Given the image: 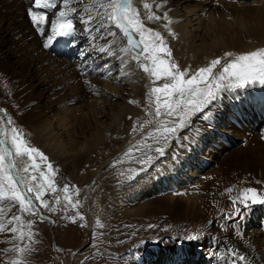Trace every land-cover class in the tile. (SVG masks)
Wrapping results in <instances>:
<instances>
[{"label":"rangeland","instance_id":"obj_1","mask_svg":"<svg viewBox=\"0 0 264 264\" xmlns=\"http://www.w3.org/2000/svg\"><path fill=\"white\" fill-rule=\"evenodd\" d=\"M59 1L60 0H58V2ZM104 1L105 3L110 2V0ZM175 1V3L180 1L179 3L182 4V7L185 6L186 9L190 10L192 8L194 9L196 4L204 3V0H189L188 2H186V0ZM234 2L235 0L231 3ZM249 2L253 3L250 0ZM213 7L225 10L218 0H213ZM33 10L44 11V9L35 8H33ZM45 11L49 14V17L56 16V13L53 10L51 11V9H45ZM182 13H184L183 10ZM27 14L26 11L27 17H24L22 15L21 7L14 5L11 2L6 3L0 0V109L5 110L0 112V117H3L4 121L3 123H0V134L3 140L11 141V128L16 127L21 131L20 133L23 134V139L27 142L28 147L36 148L39 150V153H43L48 160H54L48 162L51 163L54 171L49 170L47 168L48 163H46L43 172L46 176L53 179L55 190H50L51 188L47 187V183L37 174L36 168L32 167L33 164L31 163L30 156L25 155L17 158L18 168L23 169L24 167H28L29 169L28 173L21 172V174L28 176L36 175L38 181L35 183H45L46 186L43 189L44 195L42 199L49 203V208L45 209L41 205L39 211L50 219H41L38 212L37 214H31L32 217L22 214L19 215L21 221L16 226L20 231L25 233V237L23 240H20L18 238L19 231L9 236H7L9 234L8 232L5 234L4 232H0V250L5 248L10 249V251L6 253L0 251V259H6L8 257L12 260L20 259L21 264H118L119 257L103 253H109L110 251L122 257L125 256L126 251L130 248V250L139 251V247L137 246L142 244L144 247L140 250L143 254L141 259L143 261L147 259L146 264H164L165 261L162 262L161 259L163 254L162 252H159V250L164 251L166 244L172 243L175 247V254H180L177 253V250L183 246L198 247L199 257L201 254L204 260L207 251L205 252L201 248L200 240H203L206 237L207 231L201 228H196L197 224L193 222V220H190L192 217L190 216V213H187L186 208H180L179 213L176 211L174 212L173 209V204L178 201H182L188 205L187 201L182 198L183 192H180L181 188H179L180 190L178 189L179 191L177 193L157 196V194H161L163 190H166L167 186L175 183V179L168 180L169 175H173V171L169 172L168 175L164 174L167 181H165V185L161 187V190L149 193L150 195L148 194L144 197L141 194L143 186L154 180L152 175H160L162 173H159L160 168L156 170L159 166H162L159 159H169L167 156L169 155L168 151H171L172 153L174 152L172 149V144L175 142H173L174 139L177 140L175 145L177 144L181 149V152L184 151L192 155L188 160L189 162L192 160L194 165H197L201 171L205 168L201 180V171H199V168H194V171L187 170L189 176L192 175V177H194V179L190 180V183L194 184V187L190 189H195L196 187L195 177L202 181L204 177H207L210 173L223 169L222 164L225 158L232 155L235 156V158H240L241 154L251 151L255 147V144L252 143L253 137H260L263 135L264 131H258L253 134L251 132L252 129H250L249 126V119H260L264 108H262L261 111L259 110L264 106V103H262V101H253V108L250 110L248 109L251 108L252 103L250 97L248 102L243 103L240 100V97H236V92L232 91L231 93L233 94L230 97H226L225 90L219 91L217 93L218 99L213 105H209L204 113L197 112L191 115L187 120V126L183 129H177V132H175L178 136L186 137V141L182 143L184 147L180 145L181 143L178 141V136L176 134L173 135L172 140L168 139L165 142L164 140H161V142H164L162 145L151 146L152 153L148 156H151L153 160L151 166H149V164H142L136 159L143 156V159L147 160L148 156H145L144 153L147 148L135 152L128 148V141L130 138L134 141L138 139V134L146 130H151L156 135H160L165 126L161 123L160 132L156 131L157 122L154 116L151 115L156 108L155 94L151 93V90H148L150 92L147 94V107L144 106L141 109L144 113V118H139L136 114H134V118L129 117L131 118V122L128 118L126 123L122 126L124 127L123 131L115 128L113 124L111 128L112 132L111 130L108 132L111 143V145H109L110 148L103 149V147H101L98 151V153H101V155L99 154V157L96 153L92 155L88 152L86 158L83 159L84 162L80 161L77 167V161L74 158L76 155L74 152L76 148L71 147V145L68 144L69 138L68 135L65 134L66 130L63 126L59 125L58 121H60V119L57 117L65 113L64 108L67 105L68 98L74 97L72 100L76 101L71 106L73 108L75 107V110H77L74 118H80L82 115L87 119L94 118V116H91L92 113L88 112V107L86 106L91 105V102L95 103V100L101 101L100 104L107 108V110L105 113L103 112L99 114L96 120H98L100 125L103 124L106 126L110 123V117L112 115L111 106L113 110H118L117 107L124 104L131 89L128 88L127 84L124 85L123 81H121L120 86L119 79H115L118 77V74L115 77L112 70L110 73L111 78L108 72L95 71V69L105 65L107 61H110L111 57L113 58L112 55L110 57L107 54H100L97 51L100 47L99 45L105 44L103 40L98 39L96 44L99 45L94 48H89L91 44L87 41L86 36L88 33L82 32L80 30L81 26H78L75 38H69L72 42H67L68 44L62 51L57 50L51 52L50 48H44L42 46L45 40L38 35ZM227 19L228 22L233 23L232 16H228ZM162 20L163 18L161 17V19L156 20V22L162 26ZM45 33H48V27H45ZM36 36H38L39 39L35 42ZM121 41L122 44H125L130 49L124 40ZM163 41L167 48L171 50L172 55L173 40L169 41L164 39ZM155 43L157 42L155 41ZM248 46L249 47L246 48L243 44L237 43L236 46L232 48L231 55L224 57L221 60V65H218L213 70V75H217L226 62L236 60L240 55L252 52V46H250V44H248ZM60 52L61 54H59ZM132 52L136 55V52ZM81 53H88V56L84 57ZM144 53L145 52L140 56V62L144 61L142 63L151 67L152 63L149 59H145L146 55L142 57ZM45 54H47L48 57H46ZM158 55L161 59L168 60L169 64L173 63L172 57L169 59L162 56H168L165 51L159 52ZM192 57L195 58V56ZM81 59L83 61H81ZM176 64L179 66L180 70H188V76H186L185 79L190 78L195 73V70L191 65L184 66V64ZM138 72L139 74H145L146 78L152 82V79H149L146 73ZM123 75L124 73L119 75V78L122 79ZM167 79V77L159 80L156 79L152 82L151 89L156 86L162 87ZM105 82H112L114 87H116L115 89L119 88L118 90L121 93H116L117 91L115 92L113 89L112 92H106V90L109 89H106L104 85ZM209 82H211V77L209 78ZM228 82V80H224L220 83L227 84ZM248 85L251 87L246 88V85L244 89L242 88L240 90H246L248 92V90L251 91L254 86H262L258 81ZM204 86L205 85L203 84L200 85V87ZM104 90L105 93H110L109 96H105L106 100L101 95L96 97L91 96L93 94L96 95L99 92L104 93ZM81 91L84 94H82ZM96 91L97 93H94ZM163 95L164 94L162 93V100ZM29 97H32L31 101L28 99ZM173 99H175V97H173ZM130 101L131 100H127L128 103H130ZM234 101H237L238 109L236 108ZM94 111L98 112L96 109H94ZM161 111H163V109H161ZM28 114L35 115L36 118L40 119L41 121L37 120L39 123L52 126L55 133L64 138L62 139V142L64 141L67 146L64 150L62 149L64 151L63 155L59 153L58 149H55L52 153L50 150L52 149L51 146L48 147V149L42 146L43 142L40 140V136L37 132V125L34 122L27 121V123H24L23 121V118L28 116ZM205 114L209 116V119L205 120L202 118ZM9 117L14 121L13 124L6 123ZM172 119H176L177 123L179 122L178 117L161 116L159 118L161 122L166 120L171 121ZM246 120L248 121V126L246 125ZM134 125L137 129L135 132L132 131ZM73 127L69 129V132L72 133V139L77 140L76 133L74 132L76 130L75 124ZM227 128L232 129L233 133L224 132ZM147 134L148 133L145 132L141 134L140 137L146 139ZM221 137L223 138L221 139ZM79 138L80 137H78V140L82 141L81 138ZM120 139L127 140V144L124 145L123 148L120 147L122 143L116 144ZM151 139H153L152 136ZM263 142L264 138L257 141L259 144H262ZM10 146L12 148L11 144ZM52 147L54 148V146ZM157 147L164 148L163 156H160V154L155 151ZM190 147L196 149L194 150V153L191 151ZM120 148L122 149L120 150ZM258 149L262 152L260 148ZM172 153L170 156H174ZM82 154L85 155V152ZM32 156L35 160L39 159L38 153L33 154ZM133 156H135V158L131 159ZM180 157H182V155ZM169 160H172V158ZM189 162L184 164L188 165ZM168 164H170V162ZM182 165L179 166L181 170L183 169ZM136 168H138L139 171L134 172L133 170ZM141 168H145V171L141 172ZM184 168L190 169L189 167ZM235 169L238 170L237 173L244 174L245 181H242L244 183H246V181L250 182V180L253 181L257 179L252 176L253 170L248 168L244 163H238L235 166ZM76 172L81 176H86V180L89 179V181L86 182V184L89 183L87 186L86 184H78L74 177ZM93 172L94 175H92L93 177L91 178L90 176ZM175 172L174 175L177 174V171ZM183 173L186 174V171H183ZM178 177L180 178V175ZM65 178H68L69 181ZM142 183H144L143 186L141 185ZM239 183L241 184L240 181ZM262 184L261 181H258L255 186L260 187ZM65 186L68 187L67 192L64 191ZM137 186L138 190L133 194L130 193L132 187ZM100 190L106 195L104 192L105 190L108 193V196H113L115 194V200L118 201V204L115 202L117 205L114 206L116 207L111 206L112 209L106 210V212L110 214H107L106 217L102 216L101 204H99L100 200H103L106 197L102 195ZM186 190H188V188ZM259 190L256 189V193L258 196L262 197ZM230 194L232 193H227V196ZM248 195L251 196L252 194L248 193ZM129 196L131 197L129 198ZM132 198H135V200H131ZM159 198L160 200H158ZM57 199L60 201L59 204L56 203ZM127 199L129 202H127ZM232 200L233 198H231L228 203L233 205V212L235 213L234 210L236 208H240L242 211L243 208L236 205L238 201L233 204ZM36 203L39 205L40 202L36 201ZM247 204L253 205L250 199L247 200ZM73 205L75 206L73 207ZM257 205L263 206L261 204ZM7 207L9 209H17L11 206ZM121 207L126 209L124 211L128 213L123 211V213H121L122 215H120L118 212ZM52 208H55L56 210L51 211L50 209ZM149 210L156 211L157 213L153 214V212H150ZM133 213L135 215H153H148L147 218H144L146 221L141 224H134L137 227H132V224L129 223V216L131 217ZM13 214L14 213L3 212L6 220H9ZM228 215V212L225 213L223 218L226 220V216ZM81 217H83V219H81ZM225 220H223L222 224L226 223ZM29 222H31V224H29ZM194 223L196 225H194ZM263 223L264 218L262 223H258L260 228L263 227ZM4 225L5 228L10 227L7 222H5ZM148 225H154L155 227L149 228ZM255 225L256 227L259 226L257 225V220ZM29 232L31 233V236L28 235ZM182 233H185L186 236L181 237ZM192 235L197 236V239H187V237ZM147 236L152 238L149 239ZM17 244L20 247L27 246L30 251L25 254L11 251L13 246ZM168 250H170V253L172 252L171 249ZM126 256H128V254ZM126 256L125 258H127ZM89 257L91 260H89L88 263L85 262ZM151 261L153 262L151 263Z\"/></svg>","mask_w":264,"mask_h":264},{"label":"bare ground","instance_id":"obj_2","mask_svg":"<svg viewBox=\"0 0 264 264\" xmlns=\"http://www.w3.org/2000/svg\"><path fill=\"white\" fill-rule=\"evenodd\" d=\"M2 1L6 3L11 2L12 4L21 7L22 15L24 17H27L26 16L27 9L33 5V0H2ZM188 1L189 0H186V2ZM218 1L220 2V5L224 7L225 10L221 8L213 7V0H204L203 4H196L194 9L192 8L193 10L186 9L185 6L182 7L181 6L182 4L179 3L180 1L175 3L176 2L175 0H132L131 6L135 8L139 13V18L144 23V27L146 29H151L153 32H159L163 40L164 39L169 41L173 40L174 43L172 46L173 54L171 55L172 62L178 63L179 65L184 64V66L191 65L193 69L196 71L201 67L208 66L210 62L214 59L219 58L222 60L224 57H226L225 55L226 53H232L231 50L233 47L236 46L237 43L243 44L246 48H248L249 47L248 44H250V46H252L251 48H253V51L264 49V0H250L253 3H250L249 0H235L234 3H231L230 0H218ZM85 2L88 3L89 6H91L90 0H85ZM103 2L105 3L104 0ZM57 4H58V8H49L47 10L51 9V11L53 10L55 13H57L58 11H66L70 13L71 8L82 7V5L79 3V0H74L73 4L67 6L63 5L62 0H60L59 2L57 0ZM144 4L151 5V8L144 9L143 7ZM182 10L184 11V13H182ZM101 11L103 10L101 9ZM151 13H155L157 16L163 18L164 21L162 20V26L158 24L156 20L150 21L147 19V16ZM81 14L86 15L84 13ZM165 14H166V18H165ZM228 16L229 17L232 16L233 23L227 21ZM49 19L50 21L52 20L54 21L55 19H56L55 21H57L59 18L56 15V16H50ZM45 27L47 28L48 26L46 25ZM108 28L109 30L116 33L115 36L108 37V39L115 41L118 47H125L128 49L127 52L120 53V56L123 57V62L122 63L118 62L117 65L121 70L124 69L126 71L133 72V76H129L127 79L128 82L125 83L128 85V88L131 89V92L127 97L126 101L124 102V104L122 106L117 107L118 110H113L111 106L112 115L110 117L109 125L106 126H104L103 124L100 125L98 120H96L99 114L103 112L105 113V111L107 110V108L103 107L102 104H100L101 101L95 100V103L91 102L90 103L91 105L86 106L88 107V112L92 113L91 116H94V118L87 119L83 117V115L80 118L78 117L74 118L75 112L77 110H75V107L73 108L71 106L76 101L72 100L74 97L68 98L66 103L67 105L64 108L65 113L63 112L64 113L63 115L61 114L57 117L58 119H60V121H58L59 125L63 126V128H65L66 130L65 134H67L69 138V140L67 139L68 144H70L71 147L76 148L74 151L76 154L74 158L77 161V167L79 162L83 161V159L86 158L88 152H90V154L92 155L96 153L97 156L99 157L101 153H98V151L101 147H103V149L110 148L109 145H111V143H110V138L108 136V132L111 130L113 124L115 128H118V130L121 129V131H123L124 127L122 126L126 123L129 117L134 118V114H136L137 117L144 118L143 116L144 113L141 109L144 106L147 107L148 104L147 94L150 92L148 90H151L152 82L156 80V78H154L151 80L152 82H150L146 78L145 74H141V73L139 74L138 71L140 72L143 71L136 66V61H132V63L130 61V57L135 55L133 54L132 51L129 50V48L125 44H122L121 40L125 41L123 33L120 32V30L116 29L114 25H109ZM133 31L140 40L141 37L139 35V32L135 29H133ZM38 39L39 37L36 36L35 42ZM144 39L151 43H155V40L151 33L145 32ZM94 42L95 40L91 39V43ZM66 45L67 42L66 40H64V43L62 44L61 48L57 50L62 51ZM157 46L159 47L160 45L157 44ZM108 47H111V45H108ZM49 48L51 49V52L57 51L53 49V46ZM59 54H61V52ZM145 55L148 56V59L151 61V58L147 52H145L142 57H144ZM45 56L48 57L47 54H45ZM162 56L164 58L171 59L169 56L166 55H162ZM192 56H195V58H193ZM111 61H112V66L115 65L114 59H111ZM111 69L114 70L113 74H115L116 73L115 70L117 69V66L116 67L113 66ZM120 69L117 70V72L122 73ZM118 77H116L115 79L118 80L117 79ZM104 85L106 89L107 88L109 89L106 90V92L107 91L112 92L113 89L115 90V92L117 91L116 93L118 92L121 93L118 90L119 88L115 89L116 87H114L112 82H108V83L105 82ZM250 87H251L250 85H247L246 88H250ZM231 92L232 91L225 90L226 93L225 96L230 97L233 94ZM233 92H236V97L237 98L240 97V100L243 103L248 102L250 97L252 101L251 108H248L250 110L253 108L252 106L254 103L253 101L256 102L262 101V103H264V85L254 86L253 89L251 91L248 90V92L246 90L242 91L240 89H236ZM81 93L84 94L82 91ZM94 93H97V91ZM104 93L99 92L96 95L93 94L91 96L96 97L101 95L106 100V97L109 96L110 93H105V94ZM102 97H98V98H102ZM28 99L31 101L32 97H29ZM127 100H131L133 101V103H128ZM234 102L237 108L238 103L237 101ZM262 108H264V106L261 107L259 111H261ZM94 109H96L98 112L94 111ZM263 118H264V110L262 112V115L260 116V119L258 118L249 119V126L250 129H252L251 132L253 134L257 133L258 129L261 126H263V120H264ZM23 119H24L23 120L24 123H27V121H29V122H34L37 125L38 128L37 132L40 136V140L43 142L42 146H44L47 149L48 147L51 146L52 149L50 150L52 153L55 149H58L59 153L63 155L64 153L63 150L67 146V144L65 145L64 141L62 142V139L64 138L60 134H59L60 136H58L55 133V130L52 128V126L49 125L47 126V125H43L42 123H39V121L41 120L36 118L35 115L32 114H28V116H25ZM247 120L245 122L246 125L248 126ZM74 124L76 126V130L74 132L76 133L77 140L76 139L73 140L72 133L69 132V129H71L74 126ZM232 131H233L232 129L227 128V130L224 132L231 133ZM78 137H80L82 141L78 140ZM263 138H264V133L260 137L259 136L253 137L252 143L255 144V147L251 151H248L245 154H241L240 158L239 157L235 158V156L233 155L228 158H225L222 164L223 169L212 172L207 177H204L202 181H200L198 184L195 185L196 186L195 189L188 188L190 190H188L186 193L185 188L187 187L181 188V191L183 192L182 198L187 201L188 205L186 203H183L182 201H178L175 204H173L174 212L176 211L177 213H179L180 208H186L187 213H190V216L192 217L190 220H193V222L197 224L196 228H201L207 231L206 237L203 240H200L201 248L203 249V251L205 252L207 251L206 252L207 260L206 258H204L203 260L201 254L199 257L198 247L183 246L181 248H178L177 250V253L180 254H175L174 253L175 247L173 246V244L167 243L164 251L159 250V252H163V256L161 259L162 262L165 261L164 264H233L234 257L233 255L229 254V250H235L245 255L249 264H264V225L262 228H260V225L257 227L255 225L256 219L259 215H262L264 218V205L258 206L257 204H253V205L250 204L248 209L245 211L243 205L239 202V200H237L238 203L236 205L243 208L242 209L243 216L236 217V214L233 212L234 209L233 205H230L228 203V201H230L231 198L234 199L236 197H239L241 193H243V191L247 188H256L258 190L260 189L259 192L261 196L264 198V144H263L264 142L262 144L257 143L259 139L261 140ZM118 143H122L120 147L123 148L124 145L127 144V140L120 139L119 141L116 142V144ZM52 146H54V148ZM122 148H120V150ZM258 148H260L262 152H260ZM172 149L181 151V149L177 146V144L175 145V142L172 144ZM190 149L193 153L194 150H196L194 149V147H190ZM83 152H85V155L82 154ZM144 153H146L145 156H148L150 153H152V151L146 149ZM181 155L182 157H179V162L178 163L175 162L173 164L174 167L159 166L156 170L163 167L159 172L162 173L160 175H152L154 178L152 182L145 185L144 183L141 184L142 186L144 185L143 191L141 192V194L144 197H146L149 193H154V191L161 190V187H163L165 185V181H167V178L165 177L164 174L168 175L169 172L173 171L172 172L173 175H169L168 180H174L176 176H178V174L181 173V169L179 168V166L184 163H188L189 162L188 160L192 157L191 154H188L187 152L184 151L181 152ZM133 158H135V156H133L131 159ZM238 163L239 164L244 163L248 166V168H251L253 170L252 176L257 179L253 181L250 180V182L246 181V183L242 182L245 181L244 174L237 173L238 170L235 169V166ZM204 170L205 168H203V170L201 171L200 174L201 176L202 174H204ZM175 171H177L176 175H174L176 173ZM79 175L80 174H77V172L74 174L75 180L78 182L79 185L80 184L84 185L86 184L87 181H89V179L86 180L87 178L86 176L84 177ZM92 175H94V172L91 174L90 176L91 178L93 177ZM239 181L241 182V184L239 183ZM258 181H261L263 183L262 185H260V187L255 186L256 182ZM138 186L132 187L130 193L133 194L136 190H138ZM228 189H231V191H228ZM100 191L102 195L106 197L105 199L102 198L103 200H100L99 202V204H101L102 216L106 217L107 214L110 215L108 212H106V210L112 209L111 206L116 207L114 205H117L118 201L115 200L116 199L115 194L113 196H108V193L105 190L104 192L106 193V195L103 194L102 190ZM227 193H232V194L227 196ZM130 197L131 196H129V198ZM131 200H135V198H132ZM158 200H160V198ZM127 202H129L128 199ZM124 210L126 209L121 207L118 213L122 215L121 213H123ZM149 211L153 212V214L157 213L156 211L153 210H149ZM227 212L228 214L234 217V223H231L229 220L227 219L225 220L223 218V215ZM153 214L135 215L133 213L131 217L129 216L130 219L129 223L132 224L131 225L132 227H137L134 224L143 223L144 221H146L144 220V218H147L148 215L152 216ZM223 220H225L226 222L225 224H222ZM195 223L194 225H196ZM137 247H139V251L130 250L131 248L126 251L125 256L128 254L127 263H123V261L119 258L118 264H144V263L146 264V260L143 261L141 259L143 254L140 251L143 249L144 246L140 244ZM168 249H171L172 252L170 253V250ZM213 253H218L219 255L214 256ZM1 259L3 260L4 263H11L12 261V259H10L9 257L6 259L5 258H1ZM152 262L153 261H151V263ZM236 264H243V262L236 261Z\"/></svg>","mask_w":264,"mask_h":264},{"label":"snow or ice","instance_id":"obj_3","mask_svg":"<svg viewBox=\"0 0 264 264\" xmlns=\"http://www.w3.org/2000/svg\"><path fill=\"white\" fill-rule=\"evenodd\" d=\"M63 5H71L74 0H62ZM82 5L80 8L73 7L70 9V13L66 11H58L56 15L58 16L57 21H50L49 14L46 11H34L35 9H49L58 8L57 0H33V5L27 9L28 16L33 27L36 29L38 35L44 38L43 43L44 48H49L54 46L55 43H59L60 39H65L66 42H72L69 38H75L78 26L80 30L84 33H97V36L92 37L93 40H103L105 45L100 46L97 51L100 54L111 53L113 57H116L119 62H123V57L120 53L127 52L128 49L125 47H118L115 41L107 39V37L115 36L116 33L109 30V25H114L116 29H119L125 37H127V44L133 47L139 48L143 45L142 52H147L151 58L152 65L149 67L147 64L140 62V56L142 52H137L135 56L130 57V61H136V66L142 69L143 73L150 74V76L155 77L157 80L167 77V81L162 87H154L151 92L155 94V104L156 108L154 116L157 122V132H160V124L163 123V131L157 136L155 133H150L152 138L159 143L161 139H167L168 134L177 132V129H183L187 126V120L189 117L197 112L204 113L205 109L209 105H213L218 99L217 93L221 90L234 91L236 89H242L246 85L254 82H259L264 85V49H259L256 51L249 52L247 54L240 55L236 60L226 62L222 70L217 74L213 75V70L221 65V59H214L210 62L209 66L201 67L195 71V73L188 79V70H180L176 63L169 64L168 60L161 59L158 55L159 52L165 51L169 57H171V50L167 48L164 44L163 38L159 32H153L151 29H146L144 23L139 18V13L135 8H133L132 0H110L108 3H104L103 0H90V5L85 2V0H79ZM144 9H150L151 5L144 4ZM101 9L103 11H101ZM111 10V11H109ZM84 13L86 15H82ZM166 18V14H165ZM148 20H160L161 17L157 16L155 13H151L147 16ZM45 25L48 26V33H45ZM135 29L140 34L139 43L132 38V30ZM145 32L151 33L154 40L157 43H151L144 39ZM157 44L160 46L158 47ZM106 45H111V47H106ZM94 46V45H93ZM82 56L87 57L88 53H81ZM226 56H230L231 53H226ZM148 59V56H145ZM112 65L106 63L95 69L97 72H108L109 76L111 73ZM211 77V82L209 78ZM111 78V76H110ZM228 80L227 84H221V81ZM170 81V82H169ZM205 85L200 87V85ZM161 93L164 94L162 100ZM175 97V99H173ZM133 101H130L132 103ZM163 109V111H161ZM5 110L0 109V112ZM161 116L165 117H178L179 122L176 119L171 121L161 122L159 118ZM203 119H209L207 114L202 116ZM131 119V118H130ZM3 117H0V123H3ZM7 124H13L14 121L9 117L6 121ZM171 125V126H168ZM133 132L137 131L135 125L132 129ZM11 144L12 148H6L3 145L6 143L5 140L0 139V201H7L9 205L13 208H18L19 211L37 214L39 207L42 205L43 208L48 209L49 203L42 199L45 188V183H35L38 181L36 175H23V173H28V167L20 169L17 167V162L15 157H23L25 155L32 156L38 153L39 159L47 161V157L43 153H39V150L33 147H28L27 142L23 139V134L18 131L16 127L11 128ZM144 148L151 150V146L145 143ZM14 149V151H13ZM136 150L142 151L140 145H136ZM160 156L164 155V148L157 147L155 149ZM146 155V153H145ZM138 162L142 164H149L153 158L151 156L147 157V160L143 159V156L136 158ZM33 168L38 167V165H32ZM47 168L52 170L51 163L47 164ZM141 172L145 169L141 168ZM40 176L47 183V187L55 190L51 180L45 173L41 172ZM64 191H68V187L65 186ZM231 191V189H228ZM248 193L252 195L249 196ZM34 194V195H33ZM251 200L253 204L264 205V198L260 197L256 193V189L247 188L241 193L239 197L232 200L235 204L237 200L244 205V210L246 211L249 207L247 200ZM39 201V205L36 203ZM59 204V199L56 200ZM75 205H73L74 207ZM55 211V208L50 209ZM236 217H242L243 211L240 208L235 210ZM226 218L234 223V217L232 215L226 216ZM41 219L43 217L41 216ZM83 219V217H81ZM21 221L19 215L13 214L8 220L10 227L5 228L3 224H0V232H10L16 233L19 231V239L23 240L25 233L20 231L16 226ZM31 224V222H29ZM84 226V225H81ZM149 228L155 227L154 225H148ZM31 236V233H28ZM189 240L197 239V236L192 235L187 237ZM3 252H8L10 249L0 250ZM11 251H16L21 254H25L30 251V249L25 247H20L18 244L14 245ZM229 254L233 255V264L236 261L243 262V264H249L247 258L242 253L229 250ZM214 256H218V253H213ZM224 259V258H222ZM0 264H4L3 260L0 259ZM11 264H21L20 259H13Z\"/></svg>","mask_w":264,"mask_h":264}]
</instances>
